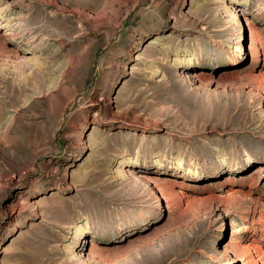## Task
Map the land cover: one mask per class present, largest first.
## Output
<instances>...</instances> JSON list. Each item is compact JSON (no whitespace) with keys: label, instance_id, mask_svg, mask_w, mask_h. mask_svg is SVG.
Wrapping results in <instances>:
<instances>
[{"label":"rangeland","instance_id":"1","mask_svg":"<svg viewBox=\"0 0 264 264\" xmlns=\"http://www.w3.org/2000/svg\"><path fill=\"white\" fill-rule=\"evenodd\" d=\"M0 264H264V0H0Z\"/></svg>","mask_w":264,"mask_h":264},{"label":"bare ground","instance_id":"2","mask_svg":"<svg viewBox=\"0 0 264 264\" xmlns=\"http://www.w3.org/2000/svg\"><path fill=\"white\" fill-rule=\"evenodd\" d=\"M240 24H241V22H240ZM242 50H243L242 46H238L236 48V52H242ZM177 165H178V170L179 169L183 170V168L188 167V170L186 171L187 174H197L199 172V169L202 166L200 163H198L197 160H191L190 164H187L186 161L182 160V159H180L178 161ZM154 166L155 167L163 166L162 160H155L154 161ZM120 168H121L120 171L118 170L119 175L120 174L121 175H125L126 174V170L124 169V166L122 167V165H121Z\"/></svg>","mask_w":264,"mask_h":264}]
</instances>
